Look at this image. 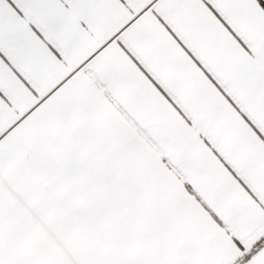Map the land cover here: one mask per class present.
Returning <instances> with one entry per match:
<instances>
[{"label": "snow or ice", "instance_id": "1", "mask_svg": "<svg viewBox=\"0 0 264 264\" xmlns=\"http://www.w3.org/2000/svg\"><path fill=\"white\" fill-rule=\"evenodd\" d=\"M0 264H264V0H0Z\"/></svg>", "mask_w": 264, "mask_h": 264}]
</instances>
